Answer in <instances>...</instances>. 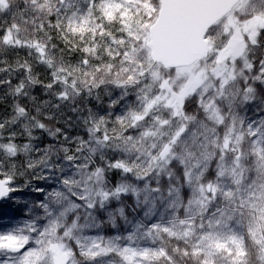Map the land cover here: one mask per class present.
Masks as SVG:
<instances>
[{
  "label": "snow or ice",
  "instance_id": "1",
  "mask_svg": "<svg viewBox=\"0 0 264 264\" xmlns=\"http://www.w3.org/2000/svg\"><path fill=\"white\" fill-rule=\"evenodd\" d=\"M4 202L0 264H264V0H0Z\"/></svg>",
  "mask_w": 264,
  "mask_h": 264
},
{
  "label": "trees",
  "instance_id": "2",
  "mask_svg": "<svg viewBox=\"0 0 264 264\" xmlns=\"http://www.w3.org/2000/svg\"><path fill=\"white\" fill-rule=\"evenodd\" d=\"M19 218H22V209L20 207L11 202L0 203V228L9 226L12 221Z\"/></svg>",
  "mask_w": 264,
  "mask_h": 264
}]
</instances>
